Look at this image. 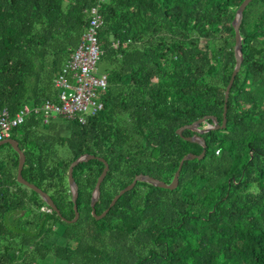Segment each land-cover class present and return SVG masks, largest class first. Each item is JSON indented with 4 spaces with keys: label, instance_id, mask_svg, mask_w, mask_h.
Here are the masks:
<instances>
[{
    "label": "trees",
    "instance_id": "16d2710c",
    "mask_svg": "<svg viewBox=\"0 0 264 264\" xmlns=\"http://www.w3.org/2000/svg\"><path fill=\"white\" fill-rule=\"evenodd\" d=\"M243 1L101 4L100 63L109 82L104 108L85 123L62 117L67 136L41 131L58 125L37 114L14 130L24 142L23 177L49 193L60 213L17 181L18 156L0 160V264H264V0H252L244 11V59L227 123L201 134L205 157L184 162L175 189L138 181L102 219L93 215L91 199L105 164L79 163L73 175L80 216L63 219L75 216L68 171L81 155L109 164L96 203L101 214L136 175L171 183L181 159L202 152L177 130L207 115L222 126L237 62L233 20ZM98 2L0 0V111L55 96L54 80ZM55 144L66 145L70 155L53 153Z\"/></svg>",
    "mask_w": 264,
    "mask_h": 264
},
{
    "label": "built area",
    "instance_id": "2783aa9c",
    "mask_svg": "<svg viewBox=\"0 0 264 264\" xmlns=\"http://www.w3.org/2000/svg\"><path fill=\"white\" fill-rule=\"evenodd\" d=\"M105 1L99 0L91 7L80 44L54 80L55 96L36 105L25 103L16 112L7 107L0 111V142L11 136L32 114L39 115L44 123L58 116L85 123L87 116L104 108L108 75L95 72L101 57L99 34L104 19L100 9Z\"/></svg>",
    "mask_w": 264,
    "mask_h": 264
},
{
    "label": "water",
    "instance_id": "95a60500",
    "mask_svg": "<svg viewBox=\"0 0 264 264\" xmlns=\"http://www.w3.org/2000/svg\"><path fill=\"white\" fill-rule=\"evenodd\" d=\"M251 1L252 0H244L243 1V3L237 9L236 16H235V18L233 20V27L235 29L234 52H235V56H236L237 62H236L235 68L233 70V73L231 75L230 81H229V83H228V85L226 87V90H225V106H224V112H223V117L224 118H223L222 126L219 124V121H218L216 116L207 115V116H204V117L196 120L195 122H193L191 124H187V125H185V126H183V127H181L180 129L177 130V133L179 135L183 136L186 140H189L191 142H195V143H198V144L202 145V147H203L202 152L200 154H195V153H192V152L186 154L181 159L179 167H178V170L176 171L174 179H173V181L171 183H166V182H164L162 180H159V179H157L155 177H152L150 175L143 174V173H140V174L136 175L135 178L133 179V181L129 185H127L126 187L121 189L119 191V193H117L115 195V197L112 199V201L110 203V206L104 212H102L101 214H97L96 213V203H97V201L100 198V195H101V183L103 182L104 178L106 177V175H107V173L109 171V168H110L109 164L103 157H100V156H96V155H93V154L81 155L76 160H74L69 166L68 182H69V187H70V190H71V193H72V201L74 202L75 216L71 220L63 218L65 221H67V222H76L79 219V216H80V212H79L78 204H77V198H78V195H79V186H78V184H77V182H76V180L74 178V175H73L74 167L76 165H78L79 163L88 162L89 160H92V159H98V160L102 161L105 164V167H104L101 175L98 177V180L96 182L95 188L93 190L92 199H91V208H92L93 215L97 219H102V218H104L107 215V213L110 210V208L115 205L117 200L123 194H125L126 192L132 190L135 187V185L137 184L138 181H145L147 183H150L152 185H155V186H158V187H162V188L175 189L179 185V177H180L181 169L183 167L184 162L186 160H191V159H196V158L202 159V158L205 157V155L207 153V144H206V141L202 137L201 134L204 133V132H208V131H210L212 129H219L220 127H225L226 123H227V109H228L227 102H228V99H229L231 88L233 86V83L235 81V78H236L238 72L240 71V68L242 66L243 59H244L243 51H242V36H241V33H240V24H241V21L243 19L244 11H245L246 7L248 6V4ZM208 119H212L213 123L207 125L206 128L201 129L200 128V124L203 121L208 120ZM186 129H190V130L195 131V134L192 135V136H187V137L184 136L183 132ZM3 142H9L14 147H16L17 151L19 152L20 159H19L18 171H17V181L19 183L29 187L30 189L34 190L38 194H40L41 197L44 199V201L47 203V205L51 209H54L58 213H60L58 208H57V206H56V204L54 203V200L52 199V197L50 196L49 193H47L46 191H44L42 188L38 187L34 183L29 182L28 180H26L23 177L22 171H23L24 164H25V161H26V155L18 147L17 141L15 139H8V140L1 141L0 144L3 143ZM5 222L9 223V214H7L5 216ZM43 222H44V220H42V224H43ZM42 224H41V226H42ZM11 229L13 231L17 232V233H24V234L31 235V236L36 234V233L32 232L31 230L22 229V228L15 227V226H11Z\"/></svg>",
    "mask_w": 264,
    "mask_h": 264
},
{
    "label": "rangeland",
    "instance_id": "374dc122",
    "mask_svg": "<svg viewBox=\"0 0 264 264\" xmlns=\"http://www.w3.org/2000/svg\"><path fill=\"white\" fill-rule=\"evenodd\" d=\"M104 68L102 66V64L100 63V61L98 62L97 64V69H96V74L99 75L101 73H104ZM50 121L52 123H55L58 125V130L57 131H53L51 130L50 128L48 127H44L43 125L40 126V130L43 131L44 133H46L47 135H50L52 137H57L59 134L58 132H60V134L62 136H67L69 134V131L68 130H61L62 127H65L68 123L67 120H65L64 118H62L61 116H58V117H53L50 119ZM41 122L43 123L42 119H41ZM16 134H14V131L11 133V136H15ZM52 152L53 153H58V155L60 157H66L68 155H70V150L69 148L64 145V146H59L58 144H55L53 147H52ZM30 195H32V192L29 191ZM37 199H39L37 196H36ZM37 264H46L45 262L43 261H38ZM50 264V263H49Z\"/></svg>",
    "mask_w": 264,
    "mask_h": 264
},
{
    "label": "flooded vegetation",
    "instance_id": "af4514ba",
    "mask_svg": "<svg viewBox=\"0 0 264 264\" xmlns=\"http://www.w3.org/2000/svg\"><path fill=\"white\" fill-rule=\"evenodd\" d=\"M8 139H15L17 141L18 147L24 152V142L20 136H17V135L9 136L8 138L4 140H8ZM17 156H18V161H19L20 159L19 152L17 151L16 147H14L12 144H10L9 142H3L0 144V160L8 163L16 159Z\"/></svg>",
    "mask_w": 264,
    "mask_h": 264
}]
</instances>
